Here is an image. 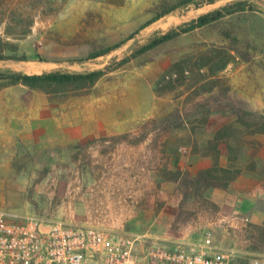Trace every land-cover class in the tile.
<instances>
[{
  "label": "rangeland",
  "instance_id": "374dc122",
  "mask_svg": "<svg viewBox=\"0 0 264 264\" xmlns=\"http://www.w3.org/2000/svg\"><path fill=\"white\" fill-rule=\"evenodd\" d=\"M159 1L0 0V39L10 45L0 124L62 129L68 140L55 150L71 158L41 169L23 146H2L0 175H16L31 216L104 221L149 241L208 235L231 264H249L264 252V0H194L150 23ZM215 10L225 12L211 24L138 52ZM8 71L99 75L30 88ZM122 133L144 138L104 140ZM108 189L130 219L111 222L101 204L79 219L78 204L109 200Z\"/></svg>",
  "mask_w": 264,
  "mask_h": 264
},
{
  "label": "built area",
  "instance_id": "2783aa9c",
  "mask_svg": "<svg viewBox=\"0 0 264 264\" xmlns=\"http://www.w3.org/2000/svg\"><path fill=\"white\" fill-rule=\"evenodd\" d=\"M148 238L121 234L104 221L19 217L0 207V264H231L208 235L201 241ZM249 264H264V252Z\"/></svg>",
  "mask_w": 264,
  "mask_h": 264
},
{
  "label": "crops",
  "instance_id": "0c3cea01",
  "mask_svg": "<svg viewBox=\"0 0 264 264\" xmlns=\"http://www.w3.org/2000/svg\"><path fill=\"white\" fill-rule=\"evenodd\" d=\"M44 133H46V136H44ZM65 133L64 130L54 126L46 129H36L32 126L17 128L12 125L3 126L0 124V147H18L21 145L23 146V152L27 158L33 159L41 166V169H48L57 163H65L71 159L69 153H56L55 150V145L66 146L65 144L68 138ZM39 139H41L43 143H47L49 146L48 153H51L52 157H48L45 149L39 145ZM4 174V176L0 175V207L10 210L19 217L31 216V213L28 211L27 203H23L17 198V196H19V190L15 187L16 175L11 174V171H6ZM91 174L92 173H89L87 176V182L93 180ZM38 188L42 187L39 186ZM108 190H106L105 193L108 192L109 195L111 194L109 200L106 199L107 196L104 197L103 195H99L92 203L78 204L75 209L78 218L84 219L93 207H97L101 204L99 207L108 214V220L111 222L113 221L119 224L126 219H130V216L124 213L122 206L117 202V196L113 195V190Z\"/></svg>",
  "mask_w": 264,
  "mask_h": 264
},
{
  "label": "trees",
  "instance_id": "16d2710c",
  "mask_svg": "<svg viewBox=\"0 0 264 264\" xmlns=\"http://www.w3.org/2000/svg\"><path fill=\"white\" fill-rule=\"evenodd\" d=\"M194 0H177L173 3L169 2L168 0H160L156 8L159 9V13L155 15V17L152 19L151 22L157 20L158 18L174 11L175 9L179 7L186 6L190 3H192ZM224 10H215L210 13H206L204 15L198 16L195 20H192L189 23H183L180 26L175 27L174 29H171L167 31L166 33L156 36L152 38L148 43L143 45L138 52L143 53L150 49H153L161 44H164L168 41L174 40L180 35H183L185 33H188L190 31H193L194 29L201 28L203 26H206L208 24H211L212 22L218 20L223 16ZM9 43L3 41L0 39V60L10 59V57H7L4 55V50L8 49ZM114 47H107L103 49H99L93 53H91V58H96L99 56H103L107 53H109ZM24 57H21L20 60H23ZM19 60V59H18ZM99 75V72H91L88 74H67V73H60V72H47V73H41V74H22V73H16L13 71H8L7 76L4 78H7L10 83L19 82L22 83L30 88L36 87L37 85H41L44 83H54V84H64V83H71L76 82L80 80H89L93 81L97 76ZM3 74H0V78H3ZM167 131V127L163 129V132ZM144 134L142 133H122L116 136L112 137H105V139L108 140H127L129 143H138V141L143 140ZM236 173L235 175H237ZM202 183L208 186H218L215 180L212 179H202Z\"/></svg>",
  "mask_w": 264,
  "mask_h": 264
}]
</instances>
